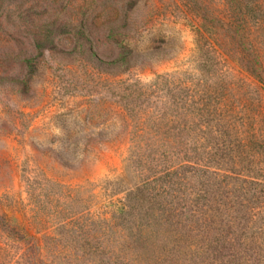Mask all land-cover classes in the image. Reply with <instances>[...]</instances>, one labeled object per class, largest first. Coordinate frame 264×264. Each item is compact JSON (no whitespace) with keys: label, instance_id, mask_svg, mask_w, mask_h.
Listing matches in <instances>:
<instances>
[{"label":"rangeland","instance_id":"rangeland-1","mask_svg":"<svg viewBox=\"0 0 264 264\" xmlns=\"http://www.w3.org/2000/svg\"><path fill=\"white\" fill-rule=\"evenodd\" d=\"M246 5L254 19L264 0H0V213L79 250L113 240L84 239V219L116 212L141 185L135 205L155 220L131 231L138 246L157 243L153 264H264L262 186L226 195L213 174L236 166L264 182V84L238 65L236 44L216 41L239 38ZM197 29L214 55L195 52ZM205 82L212 104L197 103ZM251 125L248 153H224ZM14 246L0 257L14 260Z\"/></svg>","mask_w":264,"mask_h":264},{"label":"trees","instance_id":"trees-1","mask_svg":"<svg viewBox=\"0 0 264 264\" xmlns=\"http://www.w3.org/2000/svg\"><path fill=\"white\" fill-rule=\"evenodd\" d=\"M259 10V17L251 19L247 15L254 12L253 7H249L247 5L244 6V17L241 20V34L239 38H236L234 35H230L227 37L224 36L222 40L216 41H220V45L225 44L226 46L227 44L231 47L236 44L237 47L234 49L233 53L236 54V62L238 65L243 66V68L250 73V75L264 84V8L260 6ZM227 27L231 32L232 23H228ZM197 30L198 32L195 34V52L199 54L202 51H206L213 54V50H215L214 45L209 42L203 43L202 41L205 38L199 33V29ZM233 57L235 56L233 55ZM203 67L204 71L207 73L209 71V66ZM171 77L172 75L169 73L160 74L157 76L155 82L160 80V86L162 84H168V82L171 81ZM205 83L207 85V90L202 92L197 103L200 101L207 102L210 100L212 104V102L217 99L218 94L215 93V88L211 87L208 82ZM196 94L198 93L196 92ZM261 108H264V104ZM232 109H234V107ZM250 117L251 115H247L241 118L240 125L243 126L244 120ZM229 118L233 119V111L227 112V114H224L222 118L220 117L225 126L231 125V121L228 120ZM245 124L248 125V122H245ZM254 130L255 127L251 125L249 128L250 132H248V129H245V132L238 133V145H236L238 150L236 151L226 145L221 146L226 143H223L220 136H217V138L215 136L214 144L213 146H210V149L217 152V149H220L219 147L221 146L223 152L229 154L231 157H233L234 153H237L238 157L243 155V153L247 154L250 144L254 142L256 140L255 137H257V133H255ZM220 163L221 162H218V166L215 168H219ZM182 164H177L176 166L167 168L168 170L165 172L166 177H178L180 174L179 170L183 168ZM177 166H179V169H175ZM213 174L217 178H221L222 182L225 184L226 195H228L230 191L236 192L240 187L239 184L241 185L247 182L261 185L264 190V182L261 183L259 180H254L255 178L253 177H249L248 179L244 170L238 169L236 166H233V168L215 170V173L213 172ZM145 183L147 184V182ZM142 187L143 186L138 185L134 188L128 189L125 193L122 206L116 212L110 213L109 215L106 214L101 217H86L83 222L84 225L81 226V231H78L84 234V239H93L94 235H98L100 236L99 239L104 238L105 236H111L113 240L110 243L104 244L97 240V242L94 243L95 245H91L89 240H86L88 244L80 245L79 250L69 245H62L60 247L58 245L47 243L48 238L51 239L54 237L52 233L43 234L41 237L30 234L26 231V229L16 224L11 218H8L4 214L0 213V254L3 250L9 251L10 248H15L14 244L23 245L14 260L7 262L5 256L2 255L0 257V264H71L73 262L78 264L80 261L85 264H153L155 261L154 258H148L147 255L152 251L157 243L152 244L151 242L153 241H151L143 246H138L145 243L141 242V239L145 240L144 236L141 234L135 235L131 231L134 229L133 226L141 228V226L143 227L144 225H148L155 220H149L153 216H143L142 210L144 209V206L141 207L139 204L137 207L135 205L139 203V198H137L136 194L137 192H141ZM225 205H227V201ZM175 206L172 210L174 216ZM145 213L148 214L147 212ZM143 218L147 219L144 223L142 222ZM162 220L158 222V224L161 223ZM76 229V227H66L64 229L66 236L77 232ZM23 237L29 239L31 238V241L25 242L21 240L24 239ZM127 241L130 242V244H128ZM131 243L133 244L131 245ZM134 244L141 248V253H144L145 255L136 253L135 251L138 247H134ZM196 247L197 245L192 246L193 249ZM87 255H89L90 258L86 259Z\"/></svg>","mask_w":264,"mask_h":264}]
</instances>
